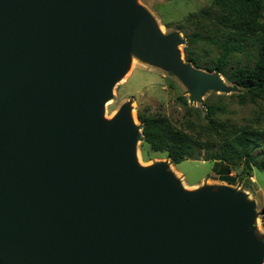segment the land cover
<instances>
[{"label": "water", "instance_id": "1", "mask_svg": "<svg viewBox=\"0 0 264 264\" xmlns=\"http://www.w3.org/2000/svg\"><path fill=\"white\" fill-rule=\"evenodd\" d=\"M183 42L134 0H0V264H263L253 202L140 165L128 103L104 117L132 55L230 92Z\"/></svg>", "mask_w": 264, "mask_h": 264}, {"label": "trees", "instance_id": "2", "mask_svg": "<svg viewBox=\"0 0 264 264\" xmlns=\"http://www.w3.org/2000/svg\"><path fill=\"white\" fill-rule=\"evenodd\" d=\"M263 11L264 0H211L187 19L192 32L184 36L185 61L208 73H219L237 91L230 97L238 106L264 102ZM147 110L136 114L139 141L151 152L164 154L172 165L202 159L214 162L219 175L242 166L244 178L249 179L253 169L264 176L263 128L231 123L223 98L205 105L202 121L187 119L183 127L166 117L149 115ZM191 111L187 109L188 116Z\"/></svg>", "mask_w": 264, "mask_h": 264}, {"label": "rangeland", "instance_id": "3", "mask_svg": "<svg viewBox=\"0 0 264 264\" xmlns=\"http://www.w3.org/2000/svg\"><path fill=\"white\" fill-rule=\"evenodd\" d=\"M210 2L211 0H134V3L151 17L161 34L168 36L171 33H177L183 41L184 36L192 32V26L187 21L188 16L207 7ZM182 46H180L181 50ZM225 85L231 89L230 92H206L202 94L201 101H190L188 87L175 74L132 55L128 71L112 89L111 98L105 105L104 117L111 119L124 104L128 103L136 126H139L137 112L147 107L149 115L166 117L180 127L187 119L199 118L202 121L205 105L217 103L219 98H223L229 112L227 118L231 123L238 126L252 124L264 130V102H259L257 105L238 106L233 97L237 91H234L233 86L227 82ZM231 95L233 96L230 97ZM181 99L186 102V105L182 104ZM187 109L193 110L189 116ZM135 149L137 162L140 165L151 166L165 162L170 172L188 190L229 186L239 194H243L255 204V212L258 214L255 220V232L264 248V223L261 221L264 218L262 172L253 169L251 177L247 179L242 173V166H238L228 169V175L224 173L219 175L214 172L215 164L211 161L186 160L178 165H172L164 154L151 152L139 140L136 142Z\"/></svg>", "mask_w": 264, "mask_h": 264}, {"label": "bare ground", "instance_id": "4", "mask_svg": "<svg viewBox=\"0 0 264 264\" xmlns=\"http://www.w3.org/2000/svg\"><path fill=\"white\" fill-rule=\"evenodd\" d=\"M108 102H109V101H107L106 104H107ZM106 104H105V105H106ZM131 118H132L133 122H135V120H134V118H133L132 116H131ZM182 187H183L185 190H188L186 187H184V186H182Z\"/></svg>", "mask_w": 264, "mask_h": 264}, {"label": "built area", "instance_id": "5", "mask_svg": "<svg viewBox=\"0 0 264 264\" xmlns=\"http://www.w3.org/2000/svg\"><path fill=\"white\" fill-rule=\"evenodd\" d=\"M261 221L264 223V218H263V219H261Z\"/></svg>", "mask_w": 264, "mask_h": 264}]
</instances>
